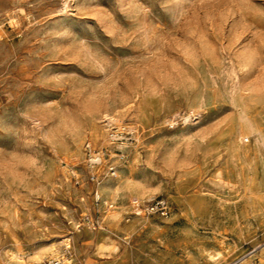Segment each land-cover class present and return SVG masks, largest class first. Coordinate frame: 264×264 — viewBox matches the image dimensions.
<instances>
[{"label": "rangeland", "instance_id": "rangeland-1", "mask_svg": "<svg viewBox=\"0 0 264 264\" xmlns=\"http://www.w3.org/2000/svg\"><path fill=\"white\" fill-rule=\"evenodd\" d=\"M61 257L263 264L264 0H0V264Z\"/></svg>", "mask_w": 264, "mask_h": 264}, {"label": "built area", "instance_id": "built-area-1", "mask_svg": "<svg viewBox=\"0 0 264 264\" xmlns=\"http://www.w3.org/2000/svg\"><path fill=\"white\" fill-rule=\"evenodd\" d=\"M156 209L164 210V203L160 201L151 206V211H154ZM54 264H70V262H67L65 257H61V258H57L54 261ZM249 264H261V263L257 259H254Z\"/></svg>", "mask_w": 264, "mask_h": 264}, {"label": "bare ground", "instance_id": "bare-ground-1", "mask_svg": "<svg viewBox=\"0 0 264 264\" xmlns=\"http://www.w3.org/2000/svg\"><path fill=\"white\" fill-rule=\"evenodd\" d=\"M250 134V133H249ZM239 136H242V134L241 135H239ZM248 139H250V138H246V140H247V142L248 141H250V140H248ZM242 140V139H241ZM245 141V140H244ZM242 146V145H241ZM243 149V148H242ZM241 150V149H240ZM261 198V197H260ZM69 241V240H68ZM100 250H109V251H116V247L115 246H113V245H101L100 246ZM62 256V255H61ZM254 256V255H253ZM252 256V257H253ZM60 257V256H59ZM210 257L212 258V260L213 261H218V259H219V257H215V255H213V256H211L210 255ZM18 258V257H17ZM19 259V258H18ZM70 261V260H69ZM68 262V261H67ZM250 263V262H249ZM249 263H246V264H249ZM262 263L264 264V257H263V259H262Z\"/></svg>", "mask_w": 264, "mask_h": 264}]
</instances>
